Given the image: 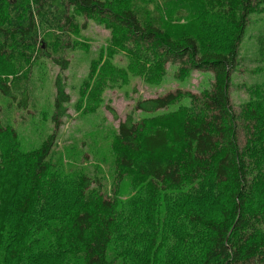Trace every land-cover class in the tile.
Listing matches in <instances>:
<instances>
[{"label":"trees","instance_id":"trees-1","mask_svg":"<svg viewBox=\"0 0 264 264\" xmlns=\"http://www.w3.org/2000/svg\"><path fill=\"white\" fill-rule=\"evenodd\" d=\"M261 3L264 0H0V57L15 58L23 70L14 79L0 77V135L18 137L14 113L21 111L10 109L18 96L23 111L35 103L29 65L39 56L59 67L53 81L52 131L33 151L31 165L25 162L19 189L0 187V264H43L66 246L74 247L70 254H80L84 264H127L119 256L132 264H155L162 245L156 241L178 216L193 227L181 233L178 255L184 248L189 252L191 244L199 247L196 255L175 264H264V26L256 24L253 33L248 32L256 23V7L264 8ZM89 20L102 23L117 40L120 35L118 42L157 57L162 65H175L177 73L199 70L213 77L200 95L175 90L138 100L133 111L155 115L150 119L134 118L132 111L119 121L112 144L113 174L118 178L114 189L119 191L125 176L137 179L138 185L140 180L145 183L138 187L145 198L129 202V216L119 212L122 198L115 190L113 196L104 193L98 175L77 172L69 194L50 168L71 99L63 74L69 67L66 53L74 48L73 35ZM248 39L253 41L242 47ZM237 72L248 74L249 81L242 85L249 93L235 110L230 87ZM184 96L189 103L171 110ZM201 181L211 185V203L204 199V205L192 202L184 210L167 208L162 197ZM63 204L67 206L61 211ZM141 213H153L155 219L143 248L142 242H134V229H143L137 222ZM192 233L199 236L197 242ZM115 241L128 255L120 250L111 255Z\"/></svg>","mask_w":264,"mask_h":264},{"label":"rangeland","instance_id":"rangeland-1","mask_svg":"<svg viewBox=\"0 0 264 264\" xmlns=\"http://www.w3.org/2000/svg\"><path fill=\"white\" fill-rule=\"evenodd\" d=\"M152 6L153 4H150V8ZM252 16L256 23L249 26L248 32L250 33H253L256 24H258V28L264 26V8L256 7ZM111 34L114 35L102 23L89 20L86 28H79L73 35L75 38L74 48L66 53L69 67L63 70L66 91L70 94L71 99L67 105L63 123L59 127L50 168L53 174L56 171L59 187L65 188L69 194H72V191L69 192L68 185L77 181L79 176L77 172L82 171L91 177L98 175L101 177L104 193L107 196H113L115 190L116 196L122 198L118 203L119 212L129 216L131 214L127 210L129 202L136 200L137 197L145 198L138 189L145 183L140 180L138 185L137 179L125 176L119 185V191L114 189L117 186L118 178H115L113 174L115 159L112 144L119 121L133 111L138 100L175 90L200 95L204 90L210 88L213 77L209 72L199 70H193L187 75L177 73L175 65L171 63L162 65L157 57L137 51L126 42H122L124 45H120L122 43L118 41L122 37L117 35L119 39L117 40L116 37H111ZM251 41L253 40L244 41L242 47H245L246 44L249 45ZM254 65L250 63L249 66L256 67ZM18 66L19 61L15 58L0 57V77L17 78V75L23 73V70L18 69ZM263 68L261 69L263 70ZM27 70L29 71L27 72L28 76L32 73L33 81L31 82L34 85L32 96H34L33 102L35 103L34 105L30 103L31 105L27 106V111H23L25 106H23L24 103L19 106L18 96L14 106L10 108L15 107L21 111L18 114L14 113L18 137L16 140H12L9 135H0V178L2 180L0 187L4 186V189L12 192L19 189L15 188L22 182L21 178H23L27 167L26 163L28 166L31 165L33 151L52 131L50 117L55 93L53 81L59 67L50 59L38 56ZM239 73L230 87V98L235 110H238L240 104L248 98L249 93V89L242 85L244 80L249 81L248 74L246 72ZM14 84L17 85V83ZM12 90L14 91L13 87ZM188 103V97L184 96L170 108L171 110L179 109ZM112 111L115 112V115ZM160 112L157 111L154 114ZM151 115L134 110L132 116L134 118L145 116L147 119L155 116ZM19 154L22 156L20 157ZM14 156L17 158L14 159ZM18 158L19 161L16 162ZM210 190L211 185L201 181L198 186H188L184 191L179 189L178 192L174 191V194H168L162 199L166 201L167 208L174 206L182 207L184 210L192 202L204 205L205 199L206 203H211L213 197H211L212 194H208ZM199 193H203V195L197 196ZM62 203L63 201L57 205L61 206ZM66 206L63 204L64 208H61V211H64ZM153 213L151 215L141 213L137 216L138 225L143 229L141 231L139 228L134 229V242L138 245V241L142 242L139 245L141 248L145 246L144 241L155 226ZM121 227L122 231H125V226L121 224ZM192 228L188 220L178 216L175 223L159 235L156 244L159 242L162 245L159 250L157 249L159 255L157 258L155 256L154 263L175 264L176 260L183 263L190 255L194 253L196 255L199 246L195 244H191L189 252L184 248L179 255L177 253L183 246L184 237L181 233L185 229L191 232ZM125 235L127 237V232L122 237L125 238ZM190 237L196 242L199 239V236L194 233ZM124 240L126 243L132 241ZM72 248L75 249L68 246L59 248L58 257H51L43 264H60V261L63 262L62 264H84L80 254H70ZM118 250L122 252V255H128V251L115 241L111 245V255L117 253ZM119 260L132 264L129 259H124L122 256H119Z\"/></svg>","mask_w":264,"mask_h":264}]
</instances>
